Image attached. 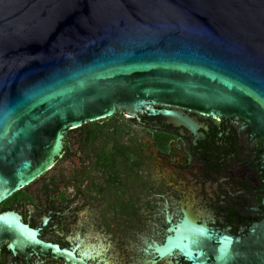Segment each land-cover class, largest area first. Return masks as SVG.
I'll list each match as a JSON object with an SVG mask.
<instances>
[{"label": "water", "instance_id": "1", "mask_svg": "<svg viewBox=\"0 0 264 264\" xmlns=\"http://www.w3.org/2000/svg\"><path fill=\"white\" fill-rule=\"evenodd\" d=\"M184 109L264 137V0H0V201L54 165L66 130L116 111L189 127ZM189 211L170 248L205 235Z\"/></svg>", "mask_w": 264, "mask_h": 264}, {"label": "flooded vegetation", "instance_id": "2", "mask_svg": "<svg viewBox=\"0 0 264 264\" xmlns=\"http://www.w3.org/2000/svg\"><path fill=\"white\" fill-rule=\"evenodd\" d=\"M183 111L189 127L142 112L145 127L115 149L101 140L85 152L82 131L66 130L54 165L0 201V264H254L264 241V137L235 115ZM148 147L162 163L154 172ZM73 157L75 173H55ZM153 175L158 185L144 180ZM188 210L205 235L186 252L170 244Z\"/></svg>", "mask_w": 264, "mask_h": 264}, {"label": "trees", "instance_id": "3", "mask_svg": "<svg viewBox=\"0 0 264 264\" xmlns=\"http://www.w3.org/2000/svg\"><path fill=\"white\" fill-rule=\"evenodd\" d=\"M133 119L126 118L124 112L116 111L113 115L82 124L80 127L75 128V130L82 131L79 133L78 144L85 152L88 149V146L99 149V143L102 142L108 146L112 145V148L115 149L116 143L121 142V138L124 135L130 133L131 128H143L144 124L137 123ZM74 130V129H73ZM70 131V130H69ZM159 132L154 133L158 139V144L161 143L160 138L158 137ZM95 156L98 157L99 153L94 150Z\"/></svg>", "mask_w": 264, "mask_h": 264}, {"label": "rangeland", "instance_id": "4", "mask_svg": "<svg viewBox=\"0 0 264 264\" xmlns=\"http://www.w3.org/2000/svg\"><path fill=\"white\" fill-rule=\"evenodd\" d=\"M140 115H143V113L141 112ZM126 118H129V117H126ZM130 119H133V118H130ZM135 122L139 123L140 122V116H139V120L137 121L136 118L134 119ZM148 151H147V154H151L150 151L153 152V155H152V162L150 163V167L149 169L151 171H153L154 169V166H161L162 163L160 162V160L158 159V156L156 155V151L155 150H152V148L148 147L147 148ZM80 157H73L72 160L70 161H63L59 166L58 168L56 169V172L57 174H59L60 176H63V177H67L68 175H71L75 172H72L73 169H75L79 164H80V160H79ZM170 159H167L165 162H169ZM76 171V170H75ZM154 172V171H153ZM148 175V173H146ZM144 180H149V181H152L153 185H158V181L160 180V177L159 176H155L153 175V177L149 178V177H145ZM138 188V187H137ZM144 195V194H143ZM145 196V195H144ZM146 197V196H145Z\"/></svg>", "mask_w": 264, "mask_h": 264}]
</instances>
